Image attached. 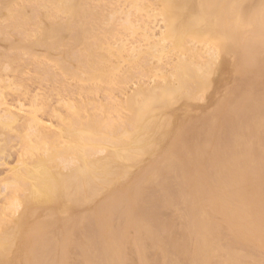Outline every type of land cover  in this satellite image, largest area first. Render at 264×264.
<instances>
[{"label":"bare ground","instance_id":"1","mask_svg":"<svg viewBox=\"0 0 264 264\" xmlns=\"http://www.w3.org/2000/svg\"><path fill=\"white\" fill-rule=\"evenodd\" d=\"M27 59L87 100L0 76V264H264V0H0L1 74Z\"/></svg>","mask_w":264,"mask_h":264},{"label":"rangeland","instance_id":"2","mask_svg":"<svg viewBox=\"0 0 264 264\" xmlns=\"http://www.w3.org/2000/svg\"><path fill=\"white\" fill-rule=\"evenodd\" d=\"M130 41L131 40H133V39H129ZM129 41V42H130ZM29 63L30 61H28V59L27 60H24L23 62H22V60L21 61H19V63H17V64H13L12 65V69L13 68H15L14 66H19L18 67V69H21V67L23 68V69H21L22 70V72L19 74V73H17V72H12V71H7V72H4V74H3V72H2V74H1V71H0V76L3 78V79H5L4 81H7L8 82V79L7 78H9L10 80H9V82L10 81H12V82H14L13 84H15V86H17L16 84L18 83H21V85H23L22 87H19L20 85H18V89H16L15 90V86L13 85V88H11V89H5V90H3L2 91V94H3V97H4V95L6 96V97H4L5 98V102L7 103V105H11V106H13V104H11V103H15L14 105H16L17 106V104H18V106L17 107H20V104H22L23 103V105H22V110L23 109H25L26 108V110L27 109H29L28 107H30L29 105H31V103L29 102L30 101V99H31V101L33 102L34 101V99H35V97H36V99H37V103L41 106L42 105V102L43 101H46L48 104H50L48 107H50V108H48V109H50L51 110V107L52 106H54V107H52L53 109H59L60 111V113H62V112H65V110L63 109L62 110V108H64L63 106L61 107V103H60V108H59V106L57 105V103H58V100H59V102H62L61 100L63 99V98H66V100L68 101L69 99H70V97H73L72 98V101H74V100H79V98L81 99L80 101L81 102H79V103H82L83 101H86L87 99H85L86 97V95L84 96V93H81V94H83V97H84V99H83V97H82V95L81 96H79L80 94H78L76 91H75V88H77L76 86H77V82H74L73 80H70L69 78H62L61 79V77L57 80V82L56 81H50V80H48L47 78H45V77H39L38 75L39 74H37L36 73V71H35V66H34V64L33 63H31L30 62V64L28 65L27 63ZM26 64V65H25ZM45 65L47 64L46 62L44 63ZM24 65V66H23ZM48 65H49V63H48ZM48 65H46V66H48ZM33 67L34 69H32L31 67ZM28 67V68H27ZM17 68V67H16ZM12 69H9V70H12ZM29 69V70H28ZM31 69V70H30ZM15 70V69H14ZM34 70V71H33ZM13 74H12V73ZM6 73H8L9 75H7L6 76ZM23 73V74H22ZM25 73V74H24ZM36 73V74H35ZM35 74V75H34ZM4 75V76H3ZM149 75V76H148ZM146 74V75H143L142 77H143V80H142V77L138 80V78H137V80H133V82H129L128 84H129V86H127L128 88H126V91H125V89L123 90V91H121V90H114L115 92H114V94H111L110 96H112L110 99H113L114 98V96H116L114 99H115V103H118V98L119 99H123V96H122V92H124L125 94H123V95H126V93L127 94H129V92H131L132 90H133V88H134V86L135 85H138V84H146V86L147 85H151L152 83H150V81H154L155 79L157 80L158 78H153L152 77V79H150L151 78V76H150V74ZM6 76V77H5ZM16 76H17V79L18 78H20V79H16ZM41 76H43V75H41ZM148 77V78H146L145 80H144V78L145 77ZM11 77V78H10ZM21 77H22V79H21ZM1 78V79H2ZM37 78V79H36ZM39 78V79H38ZM44 78V79H43ZM12 79V80H11ZM33 79V80H32ZM65 79V80H64ZM20 81V82H17V81ZM23 80V81H22ZM38 80H41V82L40 81H38ZM60 80V81H59ZM63 80V81H62ZM66 80H67V82H66ZM69 80V81H68ZM141 80V81H140ZM16 81V82H15ZM62 81V82H61ZM146 81H148V83L146 82ZM9 82L7 83V84H9ZM63 82H66V84L64 83V87L62 86V84H63ZM75 84H74V83ZM57 83V84H56ZM133 83H135V84H133ZM137 83V84H136ZM6 84V83H5ZM51 84V85H50ZM55 84V85H54ZM61 84V85H60ZM67 84H68V86H67ZM3 85V84H2ZM134 85V86H133ZM230 86H231V84H229ZM4 86H7V85H4ZM70 86H72V87H70ZM62 87V88H61ZM23 88V89H22ZM58 88H59V91H60V97H58V95L56 96V92H54L55 91V89H57L58 90ZM64 88V90H62ZM70 88V92L68 91V89ZM74 88V89H73ZM22 89V90H21ZM74 91H73V90ZM20 90V91H19ZM101 90V89H100ZM103 90V89H102ZM18 92V94H16L17 92ZM118 91V92H117ZM14 92H15V94H14ZM63 92H65V94L63 93ZM113 92V91H112ZM73 93H74V96H73ZM76 93V94H75ZM62 94H63V96H62ZM70 96H69V95ZM97 94V95H96ZM116 94V95H115ZM11 95V96H10ZM96 95V96H95ZM210 95H212V90H211V92L209 93V95L208 96H210ZM106 94H104V92L103 91H99V93H95L94 94V96H92L91 98L93 99V100H95V103L96 104H98V103H104L105 101L104 100H108V96H107V99H106ZM118 96V97H117ZM121 96H122V98H121ZM9 97V98H8ZM59 99H58V98ZM8 98V99H7ZM49 99V100H47V99ZM77 98V99H76ZM88 98V97H87ZM90 98V99H91ZM33 99V100H32ZM61 99V100H60ZM114 99L111 101V102H114ZM10 100V101H9ZM12 100H14V102L12 101ZM19 100V101H18ZM41 100V101H40ZM97 100V101H96ZM121 100H119V101H121ZM36 101V100H35ZM34 101V102H35ZM203 101V100H202ZM11 102V103H10ZM56 102V103H55ZM107 102V101H106ZM105 102V103H106ZM109 102H110V100H109ZM199 102V101H198ZM195 102V104H193L194 105V109H193V112H194V115L196 114H199L200 112V110H201V108H203L204 106H206L208 103H209V100H205L204 102ZM36 103V106L38 107L37 109H39V105ZM41 103V104H40ZM45 103V102H44ZM43 103V105L42 106H44V105H48L47 103L46 104H44ZM52 103V104H51ZM62 104H63V102H62ZM198 106H197V105ZM16 106H14L15 108H17ZM40 109H41V111H39V113H38V118L39 119H41L42 121H44L45 123H47L48 121L49 122H51L53 125L55 124L56 125V122H54L55 120H53V118L52 117H50V116H48L47 114H50V113H48V112H50V110H44V108L43 107H40ZM39 109V110H40ZM55 109V110H56ZM25 110V111H26ZM56 110V111H57ZM195 110V111H194ZM24 111V110H23ZM48 111V112H47ZM193 112H191V116H194L192 113ZM195 112H197V113H195ZM26 113V112H25ZM25 113H22V114H25ZM29 113V110H28V112L25 114V115H27ZM189 115V116H190ZM42 117V118H41ZM113 117V116H112ZM114 117H116V116H114ZM50 118V119H49ZM52 119V120H51ZM51 120V121H50ZM43 122V123H44ZM48 122V123H49ZM21 123V122H20ZM11 136V138L12 137H14V141H11L10 142V136ZM9 138V139H8ZM6 140L9 142V146H8V142H7V145H6V149H5V156H0V164L2 165V166H4V167H6L5 169H4V167H2L1 165H0V167H2V168H0V182H1V180H3V179H5L4 177H6V175H7V173H8V170H9V168H11L12 166H13V164L15 165V163H16V161L18 160V156H19V152L21 151L22 152V150H20L21 148H23L22 146H19V145H21V143H19V142H16V140H15V136H14V133L11 135V133H9V134H7V138H6ZM13 140V139H12ZM10 143H12V144H10ZM18 143H19V145H18ZM8 155V156H7ZM6 156L8 157V158H6ZM5 161H6V163H5ZM3 163V164H2ZM7 166H6V165ZM6 173V175H3V174H5ZM3 178V179H2Z\"/></svg>","mask_w":264,"mask_h":264}]
</instances>
